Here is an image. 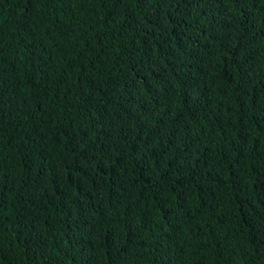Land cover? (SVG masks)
Wrapping results in <instances>:
<instances>
[{
  "label": "trees",
  "instance_id": "trees-1",
  "mask_svg": "<svg viewBox=\"0 0 264 264\" xmlns=\"http://www.w3.org/2000/svg\"><path fill=\"white\" fill-rule=\"evenodd\" d=\"M0 264H264V0H0Z\"/></svg>",
  "mask_w": 264,
  "mask_h": 264
}]
</instances>
